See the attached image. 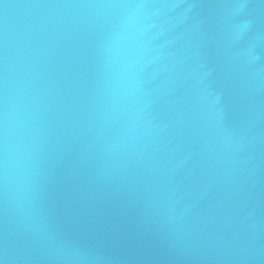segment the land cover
<instances>
[{
  "label": "water",
  "instance_id": "obj_1",
  "mask_svg": "<svg viewBox=\"0 0 264 264\" xmlns=\"http://www.w3.org/2000/svg\"><path fill=\"white\" fill-rule=\"evenodd\" d=\"M0 264H264V0H0Z\"/></svg>",
  "mask_w": 264,
  "mask_h": 264
}]
</instances>
